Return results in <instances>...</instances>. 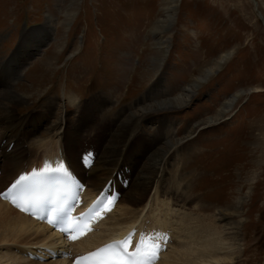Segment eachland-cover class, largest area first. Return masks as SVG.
I'll return each instance as SVG.
<instances>
[{"label":"rangeland","instance_id":"obj_1","mask_svg":"<svg viewBox=\"0 0 264 264\" xmlns=\"http://www.w3.org/2000/svg\"><path fill=\"white\" fill-rule=\"evenodd\" d=\"M0 64L8 67L5 75L20 68L12 89L24 102L15 116L37 120L22 124L20 137L37 149L28 164L41 162L44 148L58 154L46 122L27 135L40 118L55 125L65 112L68 131L79 122L81 133L91 134L68 143L78 162L85 144L99 152L111 121L126 115L120 109L175 99L195 86L185 104L149 110L151 123H142L138 133L155 134L162 119L173 123L180 142L164 177L180 178V190L175 196L164 182L163 195H172L179 215L185 208L197 217L201 235L204 210L224 208L231 215L213 222L241 227L235 264H264V0H0ZM86 107L97 115L89 118ZM210 118L216 119L208 124ZM6 245L9 254L26 251ZM37 262L22 256L21 264Z\"/></svg>","mask_w":264,"mask_h":264},{"label":"bare ground","instance_id":"obj_2","mask_svg":"<svg viewBox=\"0 0 264 264\" xmlns=\"http://www.w3.org/2000/svg\"><path fill=\"white\" fill-rule=\"evenodd\" d=\"M47 28L51 29V26L47 25ZM5 68L0 64V113L3 114V116L0 115V167L2 170L0 182L2 186H5L19 171L24 169L29 162V158L37 150L29 148L24 143L25 139L20 137L25 127L22 124L26 123V126H28L37 120H35L34 116H27L23 119L15 116V106L24 102V99L12 89V82L19 77L20 68L18 66L16 68L17 71L15 70V72L7 75L3 74V72L7 71L8 67L6 66ZM194 88L195 86H189L175 99L166 101L153 99L154 103L152 104L141 102V104H134L131 110L127 108L120 109V112H126L125 117L120 123L118 119L111 121L108 132L102 136L103 139L102 137L100 138L101 149L97 154L93 166L88 171L81 169L78 162L73 161L68 148V143L74 136L84 139L91 137L89 133L86 135L81 133L78 126L79 122H77L76 127H72L68 131L66 114L62 112L58 119L59 122L55 125L48 124V121L44 120V118L38 120L40 124L37 122V124L33 125V129L27 135L30 132L34 133L35 130L43 127L45 122L47 123V129H50L51 135L56 137L58 153L61 152L66 157L73 169L87 183L86 196L95 195L105 181L112 176L114 171L120 170L124 165L130 169L131 180L129 186L127 189L122 190L123 195L118 200L114 210L100 222L94 233L77 243L71 244L75 251L91 249L109 238L122 235L133 225H148L149 227L167 229L172 232V241L168 245V251L166 250L162 254L156 264L236 263V259L242 253L239 247L242 240L240 236L241 227L236 226L235 229H232L229 222L220 226L213 222L215 220H225L231 213H226L222 207L213 212V207L210 209L208 205L207 210H204L205 213L207 211V218L205 216L201 217L202 221L206 219L204 223L206 227L202 226L206 228L205 235H201L199 232H195L197 230V225L195 224L197 217L190 214L188 209L184 211L185 208L180 211L181 215H179V209L174 208L175 203L173 202L172 195L164 196L167 194V191L163 190L164 182L167 183L165 185L168 191H172L173 189L174 193H176L175 196L178 190H180V178H173L171 174L169 181L166 182V178L164 177V170H166L167 160L172 154L171 151L180 142V139L174 135L173 131L175 127H173V123L162 119L158 125H155V134L151 135L147 132L138 133V129L142 123H151L152 118L149 116V110H154L155 108L162 109V103H167L170 107L183 105L191 96L190 94L193 93ZM232 103L233 99L224 103L223 111L230 108ZM103 105L102 100L97 102L99 111ZM136 105H139L138 107L142 109H134ZM83 109L87 110L89 118L97 115V113L94 114V112L88 110L87 107ZM215 119L210 118V121H207L208 124ZM203 123L205 124V122ZM65 127L66 130L64 129ZM192 129L193 127L191 126L188 128L186 138L193 132ZM169 131L171 132L170 134L168 133ZM261 139L263 138L261 137ZM11 142H13V146L7 151ZM49 142L50 140L48 142H40L38 146H45ZM120 150V155L113 167L114 157ZM44 152L46 155H50L51 153L49 148H44ZM35 156L37 157V155ZM111 159H113L112 162ZM186 188L189 189L188 191H192L188 185ZM188 191L185 190V193ZM238 199L241 204V197H238ZM201 208L200 211L204 214ZM175 216L179 219H173ZM240 216L242 215L240 214ZM191 222H193V225H191ZM3 232L6 235L10 234V236H5L3 239L5 242H2V239H0V242H2L0 243V264H21L22 256L16 255L17 252L13 254H9L10 251L7 253L3 252V248L7 247L6 243L12 242L26 251H39V254L43 257H46L42 252L44 246H51L56 249L65 245L61 237L52 232L46 225L30 219L6 202L0 200V235ZM37 263L39 264L40 262L38 261ZM42 264L70 263L67 259H58L47 260Z\"/></svg>","mask_w":264,"mask_h":264},{"label":"snow or ice","instance_id":"obj_3","mask_svg":"<svg viewBox=\"0 0 264 264\" xmlns=\"http://www.w3.org/2000/svg\"><path fill=\"white\" fill-rule=\"evenodd\" d=\"M33 176H35L36 175V173L35 172H33V174H32ZM26 179V177L24 176V175H21L20 177H19V180L16 182L17 184H20L22 181H24ZM13 187H15V185H13ZM103 264H108V262H103Z\"/></svg>","mask_w":264,"mask_h":264}]
</instances>
